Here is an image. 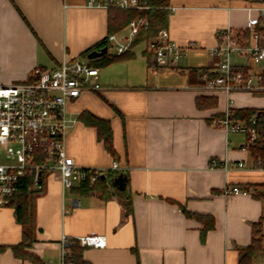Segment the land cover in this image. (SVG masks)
I'll return each instance as SVG.
<instances>
[{
  "label": "crops",
  "instance_id": "crops-1",
  "mask_svg": "<svg viewBox=\"0 0 264 264\" xmlns=\"http://www.w3.org/2000/svg\"><path fill=\"white\" fill-rule=\"evenodd\" d=\"M87 1L0 0L3 83L27 81L35 69L56 68L64 57L89 60L81 54L108 36L109 11L88 8ZM249 5L247 0H172L166 29L185 50L179 65L160 67L153 54L148 58L151 39L144 40L132 45L128 59L99 69L100 91L85 92L69 104L68 156L82 168L107 170L117 162L111 191H128L132 212L118 194L104 199L101 187L88 194L78 186L67 190L56 173L46 174L33 196L32 251L44 264H62L64 235L93 233L106 236L107 246L84 248L89 264H239L240 250L252 243L254 224L264 218V202L253 196L264 193V170L253 169L251 153L243 149L246 138L214 122L225 113L228 98L233 109L264 110V94L229 96L206 89L201 76L216 69L212 52L218 34L247 29ZM140 45L144 48L136 51ZM236 56V67H253L243 61L247 57ZM198 98L217 105L200 108ZM87 113L109 122L116 158L97 129L80 118ZM212 160L223 166L211 168ZM120 176L126 179L124 189L115 185ZM230 187L248 194H226ZM182 208L208 218H189ZM207 219L214 228L203 238ZM21 240L15 210L1 208L0 246L8 249L0 250V264H32L9 248ZM252 264H264V255Z\"/></svg>",
  "mask_w": 264,
  "mask_h": 264
},
{
  "label": "built area",
  "instance_id": "built-area-1",
  "mask_svg": "<svg viewBox=\"0 0 264 264\" xmlns=\"http://www.w3.org/2000/svg\"><path fill=\"white\" fill-rule=\"evenodd\" d=\"M246 8L250 19L247 29L250 40L227 29L218 34V45L212 56L218 57L214 72L205 71L201 78L208 90H222L229 96L236 93L264 94V46L257 31L260 18L253 13L264 15V0H249ZM86 6L92 9H146L142 0H88ZM148 19L132 20L126 35H110L109 51L121 55L132 49L134 41L142 30H147ZM147 50L160 67H177L185 50L172 40L165 28L148 41ZM236 55L247 57L253 67H236L232 58ZM99 69L90 65L89 60L80 57H64L61 64L52 69L37 68L32 77L23 82L3 83L0 71V209H16L17 196L22 186L29 192L42 190L44 177L56 173L67 190L84 182L91 184L103 177L108 170H120L114 162L110 169L82 168L68 156L65 144L67 129L71 125L68 106L85 92H98ZM227 109L215 125L227 133H238L246 137L244 150L259 140L264 132L257 128V119L250 122L233 117V99L228 98ZM226 166V164H224ZM217 160L210 162L211 168H221ZM227 167V166H226ZM243 167V164H239ZM253 169L264 170V157L253 159ZM226 194L247 195L238 187L227 188ZM62 264L71 256V246L81 248H105L106 236L89 234L79 238H61Z\"/></svg>",
  "mask_w": 264,
  "mask_h": 264
},
{
  "label": "trees",
  "instance_id": "trees-1",
  "mask_svg": "<svg viewBox=\"0 0 264 264\" xmlns=\"http://www.w3.org/2000/svg\"><path fill=\"white\" fill-rule=\"evenodd\" d=\"M145 3L146 9L143 11L137 10H121V9H110L109 11V30L108 36L101 42L93 46L92 48L84 51L81 57L88 58V55L94 50H100L104 47H109L108 37L114 35L124 29L128 24L138 18H147L149 21V28L142 30L140 36L134 41L133 46L138 45L144 40L154 38L158 32L168 27L169 16H170V5L172 0H142ZM260 24L257 27V31L262 36L261 45L264 46V17H261ZM245 39L250 40V33L248 30H241L239 32ZM152 56L149 54V57ZM131 57L130 53H124L121 55H111L92 60L90 65L100 69L107 67L115 62L122 61ZM151 66V65H150ZM198 72L197 70H194ZM197 105L200 108L215 107L217 105L216 100L209 98H198ZM233 117L236 120H246L250 122L254 117L257 119V128L264 132V110L257 109H233ZM219 118L222 116H218ZM80 118L88 125L95 127L98 131L99 140L104 143L106 150L114 157H117L115 147L113 144V134L109 122L97 118L96 116L87 113L80 116ZM215 120V118H212ZM251 157L258 159L264 157V140H259L255 144L249 147ZM118 176V172L114 170H108L103 177H100L95 183L84 182L79 185L80 191H88V193H94L100 187L103 189V198L109 199L118 194L122 198V201L127 209V212H132L131 202L129 200L128 191L124 192H112V182ZM246 191L247 190H243ZM86 193V192H85ZM35 192H29L27 186H22L20 193L17 196L15 215L18 224L22 228V240L19 244L10 246L9 248L13 251L17 259L23 261H29L32 264H44L42 259L32 251L33 244L36 242V225L35 215L33 208V196ZM255 197L262 199L264 202V193H254ZM182 211L189 218H196L197 220H204L208 216L197 215L189 213L186 208H182ZM264 218L253 226V239L251 245L240 250L239 264H252L260 255H264V233L262 231V224ZM214 228L213 219L206 220V227L203 231V238L207 231ZM8 249L7 246H0L1 251ZM83 249L79 246H71V256L66 260V263L74 264H89L83 258Z\"/></svg>",
  "mask_w": 264,
  "mask_h": 264
},
{
  "label": "water",
  "instance_id": "water-1",
  "mask_svg": "<svg viewBox=\"0 0 264 264\" xmlns=\"http://www.w3.org/2000/svg\"><path fill=\"white\" fill-rule=\"evenodd\" d=\"M108 52H109L108 47L101 48L100 50H94L88 55V59L89 60L100 59V58L106 56L108 54ZM125 180L126 179L124 176H120L118 179H116L115 185H119L122 189H124V186H122V185H124Z\"/></svg>",
  "mask_w": 264,
  "mask_h": 264
},
{
  "label": "rangeland",
  "instance_id": "rangeland-1",
  "mask_svg": "<svg viewBox=\"0 0 264 264\" xmlns=\"http://www.w3.org/2000/svg\"><path fill=\"white\" fill-rule=\"evenodd\" d=\"M247 1H249V0H247ZM126 34H128V29H126L124 32H123V34L122 35H126ZM142 48H144V45H140V46H138L137 48H136V51H140ZM109 53H113V50H110V52ZM237 57V56H236ZM235 56L233 57V62H235V60H234V58H236ZM243 61H245V62H250L251 64H252V62L249 60L248 61V59H244L243 58ZM236 134V136L239 138V139H245L246 137L244 136V135H242V134H238V133H235Z\"/></svg>",
  "mask_w": 264,
  "mask_h": 264
}]
</instances>
